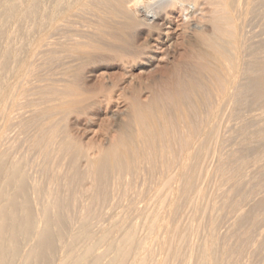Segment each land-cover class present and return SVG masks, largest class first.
I'll return each mask as SVG.
<instances>
[{"label": "bare ground", "instance_id": "1", "mask_svg": "<svg viewBox=\"0 0 264 264\" xmlns=\"http://www.w3.org/2000/svg\"><path fill=\"white\" fill-rule=\"evenodd\" d=\"M253 2L255 3L256 0H0L1 100L7 96L9 88L13 85L14 81L10 84L12 78H14V80L17 78V81L19 79L20 82L22 81L19 83V87L25 89L24 85L25 83H28V77L30 70L32 69L31 64H27L26 67H24V61L12 60L16 55L11 56V52L16 50L13 35L17 31V23L21 20L26 21L27 23H25L24 26L28 31L27 45L31 48L30 52L34 53V51H41L42 53H46L44 59L46 63L52 61L51 59L53 58L56 49L60 48L61 52H66L67 54H70V56L72 55L70 60L71 63H73V61H75L73 56H76L77 59H79L77 56L78 54L89 52V50H103L104 48L110 49L111 47L114 49L117 45L115 42L120 39L123 41L122 38L127 36H131L133 42L129 41L130 37H128L129 40L125 38L126 42L124 41V44H120V46H129L131 49L133 48L134 52L137 51L138 53L142 51V53H144V50H150L149 53H151L162 48L163 45H168L171 30L176 19H180L179 21H181V24H183L186 29H194V31L197 30L203 34L202 39L204 40L203 43L205 42L206 44L205 50H207L205 51L203 49V52L200 51L203 46L200 47V50L199 48L197 49L196 45L191 46L199 55L198 59V55L196 54L197 60H199L197 65L199 70L198 76H201L202 74L201 78L198 77L199 79H194L195 77H193L192 80H190V77L188 79L185 76L182 75V77L181 74L179 75L174 72L167 79V82H164L163 86L167 84L163 87L164 89L160 90L159 93H153L146 103H142L140 99H134L131 103V114L129 115L131 120L123 124L121 132L113 137L112 142L102 149L97 157H93L89 150L84 151L83 153L80 143L73 144L72 136L69 135V131L66 130L68 126L66 129H64L65 127L63 126L62 131L63 129L65 130V133L63 132L64 134L59 131V128L61 129L59 124L62 125L60 122L63 123V121L68 118L65 117L66 115L70 116L71 113L74 114L75 112H78L79 115L82 114H80L79 111L85 110L86 107L84 108L83 104H85V101L89 97L86 98L82 95V97H84L81 98V96H79L82 92L79 93V91L75 89L76 87H71L69 84L70 82L67 81L68 79H65L67 76L69 78V75L64 76L62 82L60 81L61 84L58 85L53 84L52 82V85L48 84L49 86L38 85V87H36L34 82L33 85L32 83H28V86L29 84H31V86L35 85V87H32V95L35 97L37 95L38 99H28L27 103L21 108L26 111H21L20 109L18 112H21L15 115V101L13 100L10 103L9 112H6L4 105L0 106V131L2 134L6 133L11 128L15 129V127L24 132L29 129L33 130L34 134L28 136L26 142L28 141V145L31 148H39L42 150L43 154H38V157H36L38 158L37 160L41 158L40 156L46 153V149H52L51 151H54L55 149V154H57L56 159L59 161V163H57L58 168L63 170L64 175L65 171H67L66 175L62 177V180H65V178L67 179V173L73 171L71 178H77V182H83L86 180L89 185L88 188L86 187L89 195H87V197L85 196L86 201L84 200V196L82 199V201H85L86 203L84 205L80 204L82 207L79 205L81 207L79 208L80 210L78 209L79 216L75 217L72 223L70 222L73 227L65 234L63 223L66 219L65 221L62 219L63 213L61 210L64 208L62 207L64 205L62 202L63 199L60 200V197L53 192V188H50L49 186L43 191L38 185V182H42L36 179L38 177H33V180L31 179L33 182L31 181L32 186L30 185L31 188H29L30 186L26 179L28 174L23 167L24 161L22 163L19 159L15 160L12 158L11 160H8L6 158L7 151L5 148H14L17 145L15 137H13L12 134H9L10 137H8V139L13 140V142H8L6 146L3 144L2 146L4 147L0 150V264H50L51 262L47 259L50 262L48 263L46 257L54 255L55 249L59 246L57 245L58 243H55L57 240L60 242L59 250L56 249L59 251V256L55 257V255H57L56 253L54 255L55 259H52L54 263L57 264H146L148 261V263L151 264H168L172 259L175 261V258H183V260L186 261V264H191L192 259H195L192 264H220L224 257L228 255V252L225 255V253L220 254V250L213 251L214 248L212 246H215L214 244L216 241L212 234L207 236L208 239L206 238V240L208 241H203V244L201 243L202 245H198L196 258L193 257L195 253L194 249H196V247L191 243L189 244V242H187V248L184 249L186 251L185 253H182L183 249L181 250L182 252L180 251L181 254L176 250L177 247L174 246L175 248H173L170 241L177 238L178 241H184L185 243L189 236L188 232L183 233L182 230L181 232L176 227L177 224H173L174 221L170 220V215L172 213L176 216L177 210L181 206L178 204L181 198H178L179 200L177 201L178 194L181 195L182 198L184 197L183 199L185 201L187 200V202L190 199L189 197H191L189 196L190 193H192L191 191H196L197 196L202 195L201 188H198L200 185L197 186L194 183L195 180L192 176L195 168L201 166V163L203 162L202 160L206 156L204 153L206 152L208 137L210 133H213L216 129L215 121L213 120L212 122V118H215L216 115L218 116L217 110L219 111V108H221L220 105L225 101L231 103V101L236 100L235 98L238 99V97L243 95L244 97L242 99L244 100L246 94L248 96L249 93L250 97L254 96V101L259 99L264 102V56H261L259 60H254L256 57H252L255 50L250 48L254 51L253 55H251L252 52L249 50L248 46L250 52L247 50V54H245L247 60H243V58H245L243 56V58L241 57L242 59H240L236 55L237 48L241 44L243 46L249 41L247 39L250 37L249 31L251 29L248 31L247 28L253 25V19L249 18V15L254 13L253 7L257 4L256 2V4L253 5ZM258 2L260 5L262 4L261 7L264 11V0H258ZM257 6L256 8H258ZM261 7H259V9ZM259 9H254L255 13H258L257 16L260 13V11H258ZM260 14V16L264 18V12ZM78 18L95 22L103 27V33L106 34L104 36H106V38L108 37V41L111 38L110 40L113 41L114 47H110L109 45L112 41H110L109 44H105V41H100L104 38L101 33H93L88 29L80 28L77 22H75ZM260 20L263 22L261 18L259 21ZM203 21L210 24L211 34H207L208 31H205L207 33H203V29H201L202 27L200 26ZM56 27H59L61 30L67 29V31H69L68 38L65 42L54 38ZM262 30L263 29H261V31ZM97 37H101V39L99 38L96 40ZM143 37H147L148 40L146 41L145 39V42H142L143 44H141L139 40H142ZM241 38L243 39L242 41ZM136 40L140 43L134 44L136 43ZM122 41L121 43H123ZM127 41L131 43H128ZM197 42L195 43L197 44ZM198 44L201 45V43ZM170 45L171 44H169V46ZM122 47H119L120 51ZM130 50L129 53H131ZM122 52L124 53V51ZM126 52L128 51L126 50ZM116 53L118 54V52ZM142 53L140 54L142 55ZM70 56H67V58H70ZM69 61L65 62L69 63ZM68 69L71 68L68 67ZM80 76L76 78L75 76H72L75 78V82L71 83H74V85L77 86L80 81H83ZM203 76L205 78L208 77L206 80H209V82H205V80L203 81ZM60 82L58 81L56 83ZM248 99L249 97L247 100ZM240 100L241 98L239 101ZM87 103L85 105H87ZM252 103L254 102L252 101ZM199 105L200 107H205V110H202L201 112ZM250 105L252 104L250 103ZM258 106H260L259 103ZM258 106L256 105L260 110V107ZM198 107L199 109H197ZM249 108L254 109L253 106ZM258 109L255 110L258 111ZM197 110L200 112V120L198 119L199 122L195 119L197 118ZM261 110V112H263L264 107L263 109L261 108ZM26 113H29L30 116L28 117ZM24 114H26V116ZM64 117L66 119H64ZM262 118L264 117L262 116ZM253 123L255 122L253 121ZM10 126L11 128H8ZM67 131L69 134L66 133ZM12 132L13 130L11 133ZM49 149L46 151H49ZM47 154L42 156L45 160L49 157ZM37 160L35 159V161ZM45 160L44 163L46 162ZM26 161H28L29 164V160L26 159ZM80 162H82L84 168L81 171H85L83 173L80 172L79 167H82ZM64 167H66V169L69 168L70 171H64ZM60 169L58 170L61 171ZM31 170H33V168ZM201 170H197L198 174ZM51 171L54 172L53 170H50V172ZM140 174L143 177L141 178L142 180L147 179V177L157 178L162 186L159 188H166L164 190H166L168 196L166 195L164 198L165 195H163V198L159 199L157 202L158 206L162 207L166 202L165 199L167 197L170 198L169 201L167 200V207H169L171 211L167 217L165 216L166 218L164 220H158V213L155 212L160 208L157 207L158 209L154 212L153 218L149 222V226L146 230L144 229L146 231V234L144 233L145 236H140L141 234L138 235V224H132V220L130 225L127 223L128 226L126 225L122 228L115 226L117 222H111V220V227L107 226V228H104L103 226H100L99 224L103 222V219L105 218L104 221L106 220V217L102 218V214L104 213L101 210H104L103 208L106 206V208L110 206L108 205L110 195L113 193H117L118 195L123 194V196L124 194L127 195L126 193L128 191L133 190L131 188L134 185V182L139 179L136 178L137 175ZM205 175L207 176V173ZM59 176L56 174V177L54 176L50 180L60 178ZM203 177L206 178L205 176ZM55 179L54 181H56ZM70 181H68V183ZM51 182L53 181H50L49 184H51ZM62 182L66 183L65 181ZM53 183L51 186L54 185ZM123 183L124 185H122ZM189 187L191 189L189 194H187ZM66 188L68 189L67 186ZM157 188L158 187H156V189ZM30 189L33 194L32 197H35L36 200H34L36 202L41 198L42 194H44L45 197V203L41 201L43 199H40L41 202L36 203V207L38 206L36 211L31 208L30 201L28 200L29 197L27 198ZM84 190L82 191L85 192ZM143 191L145 192V189ZM146 191H148V189H146ZM79 192H81L80 189ZM157 192H159V189L156 191V195L153 194L156 198L157 195L159 197L160 194ZM142 193L140 195H142ZM140 195H138V197ZM153 195L151 194L152 197ZM228 195L229 194H227V196ZM113 196L115 195L113 194ZM153 200L155 201L154 197ZM191 201L189 203H191ZM77 202L79 203L80 201L78 200ZM94 205L100 209L96 210L97 208L95 209ZM196 206L197 205H195V207ZM66 208L68 207L66 206ZM69 209L70 208H68V210ZM143 210H145V208L139 210L134 208V212L138 213L140 216L143 214ZM241 210L242 209H240V211ZM75 213L78 214V212ZM105 213L108 214L107 211ZM148 213L150 212H147L144 222L147 220L146 218H148ZM167 213L168 212H166V214ZM179 219L181 220V218ZM62 220L64 222H62ZM124 220L125 219H123V221ZM95 223L97 227L94 225ZM123 223H121V225ZM142 224L141 226H144ZM94 227H96V229H94ZM189 235H192V233ZM257 235H260V233H257ZM260 237L264 236L262 235ZM190 238L192 237L190 236ZM162 253H165L164 257L157 259V255L159 254L161 256ZM239 253L241 254V251Z\"/></svg>", "mask_w": 264, "mask_h": 264}, {"label": "rangeland", "instance_id": "2", "mask_svg": "<svg viewBox=\"0 0 264 264\" xmlns=\"http://www.w3.org/2000/svg\"><path fill=\"white\" fill-rule=\"evenodd\" d=\"M256 2H257V4H256ZM256 2L255 3L253 2V5L256 4L255 7H253V8L259 9V7H261L262 4L260 5L258 0H256ZM256 6L258 8H256ZM254 9H253L254 13L249 15V18L253 19L252 20L253 25H251V27L247 28L248 31L251 29L250 31L252 32L251 33L249 31L250 37H248V39H247L250 42L247 41L243 46L241 44L236 50L237 51L236 55L238 56V58L242 59L243 57H245V58H243V60H247L246 59L247 56L245 54H247L246 52L248 50V47H249V50H251L252 48L255 50V52L253 50H251V52H252L251 55H253V52H254V55H256V56L253 55V57H252V58L256 57V58H254V60L255 59L259 60L261 58V56H264V49H263L264 48V28H263L264 27V23H263L264 18H262L260 16L261 15L260 13H263L264 11L261 7L258 10V11H260V13L257 16L258 13H255ZM261 9H262V12H261ZM255 15H256V17H255ZM176 17H177V15H176ZM253 17H255V18H253ZM260 18L263 20V22L261 20L259 21ZM79 19L80 18H78L75 22H77V24L80 28L88 29L90 32H93V33H101L103 35V37L105 38V39L104 38L101 39V37H97L96 40H98L100 38L101 39L100 41H103V42L105 41V44H109L110 41H112V40H110L111 38L108 41V37L106 38V36H104L106 34L103 33V27H101L100 25H98L95 22L87 21L86 19H83V18H81L82 20L81 19L79 20ZM179 20L180 19H178V20L176 19V21H174L168 45L167 46L163 45L162 48L157 49L151 53H149L150 50H148V51L144 50V53H142L143 51L140 52V53H142V55H145L146 57L142 56L137 51L134 52L133 48L131 49V47H129V46H128L129 48L120 46V44L121 45L124 44V41L126 39L129 40L128 37H130L129 41L133 42L132 37L127 36V37H125L126 39L120 37L123 39V41L120 39L119 41L115 42V43H117L116 47H114V43L112 41L109 45H110V47L113 46L114 49L111 47L110 49L104 48L103 50H97V49L89 50V52H86L83 54H78L77 56L79 59H77L76 56H73V59L76 61V62L73 61V63H71V60H70L72 58V55L70 56V54H67L66 52H65L66 54L61 52L60 48L55 50V53L53 54V58L51 59L52 61L47 62V63L44 60L46 57V53H42L41 51H34V53H31L30 52L31 48H29L27 45V43H28L27 42L28 31H27V28L24 26L26 21L21 20L20 22L17 23V28H16L17 31L13 35L16 50L12 49L14 51L11 52L12 53L11 56L16 55V57L12 60L24 61L23 62L25 65L24 67H26L27 64L32 65V69L30 70V74L28 77V79H29L28 83H32V85H33V82H34L36 84V87H38V85H40V86H47L48 84L52 85V82H53V84L58 85V84H61L64 76L69 75V78L67 76V77H65V79L66 78L68 79L67 81L70 82L69 84L71 87L72 86H73V88L76 87L75 89L77 91H79V93L82 92V93H80L81 95L79 94V96H81V98H83L84 96L87 98L89 96L88 99L85 101V104L88 102L87 105L83 104L84 105L83 107L84 108L86 107L85 110L79 111V113L80 114L82 113V114L79 115L78 112H75L74 114L75 115L77 114L76 116L73 113H71L70 116L66 115L65 117H68V118L66 119L64 117V119H66V120H64L63 123L60 122L62 125L59 124V127L61 126V129L59 128V131L63 133L65 131L64 129H66L68 126V128L66 130H68L70 134L68 133V131L66 133H68L69 135L72 136L73 141L72 140L71 141L73 142V144L80 143V145L83 149V151H82L83 153H84V151L89 150V152L92 154L93 157H97L99 155V152L102 149H104L105 147H107L112 142L113 137L118 135L121 132V127L123 126V124H125L126 122L131 120L129 115L131 114V103L134 99H140V101L142 103H146L150 99V97L152 96L153 93H159L160 90L164 89L163 87H165L167 85L166 84L165 86H163L164 82L166 83L167 79L174 72L178 73L179 75L181 74V76L183 75L188 79L190 77L191 78L190 80H192L193 77H195L194 79H197L198 77L201 78V76H202L201 73H199V74H201V76L200 75L198 76V71H199L198 66H197L198 61H199V60H197L198 54H197V52H195V50L192 49L191 46L196 45L197 49L199 48V50H200V47L203 46L204 48L201 47L202 50H200V51L204 52V50L206 49L205 48L206 44H205V42L203 43V41H204L202 39L203 34H201L197 30L194 31V29L193 30L186 29V27H184L183 24H181V21H179ZM203 25H204V27H203ZM209 25L210 24L208 22H204V21H203L202 25L200 24V26L202 27L201 29H203V33H207L205 31H208L207 34H211V30H210L211 26H209ZM261 25H263V26H261ZM261 29H263V30L261 31ZM54 32H55L54 38L59 40V41L65 42L66 39L68 38V35H69V31H67V29L61 30V29H59V27H56ZM145 39H146V41L148 40L147 37H143L142 40H139L141 42V44H143L142 42H145ZM256 39H258V40H256ZM93 40H94V38H93ZM242 40L243 39L241 38V41ZM121 41L123 43H121ZM129 41H127V42L131 43ZM195 42H197V44L201 43V45L198 44V45H200V46H198ZM139 43H138V40H136V43H134V44H139ZM247 43H251V44H247ZM169 44H171V45L169 46ZM118 45L120 48L122 47L121 51H120V48L118 47ZM117 47H118V49H117ZM125 49L128 52H126ZM129 50L131 53H129ZM249 50H248V52H250ZM258 50H259V52H258ZM122 51H124V53ZM205 51H207V50H205ZM116 52H118V54ZM133 52H134V54H133ZM238 52H239V54H238ZM64 54L66 55V57ZM120 55H122V56H120ZM137 55H139V56H137ZM147 55H149L150 57ZM67 56H70V58H67ZM121 57H123V58H121ZM66 58H67V60H66ZM81 58H84V59H81ZM151 58H152V60H151ZM133 59H134V61H133ZM198 59H199V55H198ZM90 60H91V63H90ZM121 60H123V61H121ZM65 61H69V63L68 62L66 63ZM70 63L72 66L71 65L69 66ZM68 67L71 69H68ZM179 71H180V73H179ZM62 73H63V75H62ZM72 76L73 77L75 76V78L78 76H80V78L82 77L83 81H80V83H81V84L79 83L80 85L77 84L78 87L75 86L74 83H71V82H75V78H73ZM72 78L74 79V81ZM204 78L202 79L203 81L205 80V82H207V81L209 82V80H206L208 77L205 79ZM55 79H57V80H55ZM11 80H10L11 81L10 84H12V82L14 81L13 85L9 88L7 96H5V98L2 100L0 99V106L4 105L6 112H9L11 101L12 100L15 101L14 113L16 115L17 113H20L21 111H26L25 109L22 110L21 108L23 107V105H25L27 103L28 99L31 98L32 100H37L38 96L36 95V97H35L32 95V93H33L32 87H35V85L31 86V84H29V86H28V83L27 84L25 83V85H24L25 89H22L19 87V83H21L22 81L20 82L19 79L17 81V78H15V80H14V78H12ZM58 81L59 82L61 81V82L56 83ZM69 84H68V86H69ZM66 85H67V83H66ZM79 87L82 89H80ZM249 94H248V96L246 94L244 100L242 99L244 97V95L238 97V99L235 98L239 103L236 100H234V101H236L235 103H233L234 101H231V103L230 102L227 103L228 101L227 102L225 101L222 105H220L221 108H219V111L217 110L218 116L216 115L215 118H212V122H213V120L215 121L214 123L216 124V129L214 130L213 133H210V135L208 137V143H206V152H205L207 154L204 153V155H206V156H205V158H203V160H202L203 162L201 163V166L199 168H195V171H194L193 176H192L195 180L194 183L197 186L200 185L198 188H201L202 195L197 196L196 191L195 192L191 191L192 193H190V195H189L191 197H189L190 199L189 198L188 199L190 201L191 200L192 201H191V203H189L190 202L189 200H188V202H187V200L185 201L183 199L184 197L182 198L181 195L178 194L177 201L179 200L178 198H181V199H180L179 203L178 202L177 203L179 205H181L180 206L181 208L180 207L178 208L176 216L173 215L172 213L170 215V217H171L170 220L174 221L173 224L174 225L177 224L176 227L180 231L182 230L183 233L188 232L189 238H190V236L192 237L190 239L188 238L187 241H185V243H184V241H178L177 238H174L172 241H170L171 242L170 244L172 245L173 248L177 247L178 249L176 248V250H178L179 252L183 249L182 250L183 252L182 251L181 252L185 253L186 251L184 249H186L188 246L187 242H189V244L191 243L193 246L196 247V249H194L195 250V253L193 255L194 258L197 257L196 252H198V249H197L198 245H200L201 243L203 244V241L204 242L208 241V240H206L207 236L209 234H212V235H214V237H215L214 240L216 241V242L214 241L215 246H212L214 248L213 251H215V250L219 251L220 250L219 253L220 254L225 253V255L228 252V255H227L228 257L225 256L224 259L221 261L222 263L220 262V264H234V263L235 264H264V240H263L264 237H260L262 235L264 236V213H263L264 212V180H263L264 179V146H263L264 145V118H262V116L264 117V114H261V113H264V111L261 112L262 111L261 108L263 109V107H264L263 106L264 102L260 101L259 99L258 100L256 99L255 100L257 103L256 104L255 101L253 100L254 96H251V97H253V98H251ZM82 95H84V96L82 97ZM33 97L36 99H34ZM248 97H249V99L247 100ZM240 98H241V100L239 101ZM89 99H90V101H89ZM252 101L254 103H252ZM220 103H221V101H220ZM250 103L252 105H250ZM258 103L260 106H258ZM238 105H239V107H238ZM256 105L258 107H260V110L256 107ZM252 106L254 109L249 108ZM261 106H263V107H261ZM199 107H200V105H199ZM199 107L197 109H199ZM20 109H21V111L18 112ZM255 109H258V111ZM202 110H205V107L203 108L201 106L200 111L202 112ZM83 113H84V115H83ZM199 113L200 112L198 111L197 116H196L197 118H195L196 121H198V122L200 120V114ZM26 114H24V115L26 116ZM27 115H28V117L30 116L29 113ZM253 121L255 123H253ZM63 126L65 128L62 131ZM8 128H11V126ZM12 130H13V132L11 133ZM224 133H226V134H224ZM9 134H12V136L15 137V139L17 140L16 141L17 145L14 148H9V147L5 148L7 151V157L6 158L8 160H11L12 158H14L15 160L19 159L22 163L24 161L23 167H24L25 172L28 174L26 176V179L28 180L29 186L30 185L32 186L31 183L33 182L32 181L33 177H38L36 179H38L39 181H42V182H38L39 184L38 183L37 184L43 189V191H45V189L49 186L50 188H53L52 189L53 192L55 194H57L58 197H60L59 198L60 200L63 199L62 202L64 203V205L62 207H64L65 209L64 208L61 209L62 213H63L62 219L64 221L66 219V221L64 222L62 220V222L65 223V224L63 223V225L65 227L64 233L65 234L68 233V231L71 230L70 228L73 227V225L71 226L72 221L74 220L75 217L79 216V210H80L79 208L82 207L81 205H84L86 203L85 198L87 197V195H89V193L87 192L88 190H86V187L87 188L89 187V185L87 184V181L84 180L83 182H81V181L77 182V180H78L77 178H71L73 171H70L69 168L66 169V167L63 168L64 171L65 170L70 171L69 173H67L68 174L67 175L68 180L66 178H65V180H62V177H64L66 175L67 171H65V175H64L63 170L58 168L57 163H59V161H58V159H56L57 154H55L56 153L55 149H54V151H51L52 149H49V148H48L49 151H46L48 149L45 150L46 153H44V155H42V156H45L48 153L47 156H49V157L47 160H45L42 156L39 155L42 159H44L46 161L45 163H44V160H42L41 158L39 160H37L38 159V158H36V157H38L37 155L43 154V152L39 148H31L28 145V141L26 142V140H28V136H32L34 134L33 130H31V129L24 132L22 130L20 131V129L15 127V129L11 128L4 134H2L0 131V148H1L0 150H2V147H4V146H2L3 144H5V146H6V144L8 142H13V140L8 139V137H10ZM200 137H201V135H200ZM6 140H7V142H6ZM249 150H250V152H249ZM32 156L37 161H35V159ZM52 156H54V157H52ZM216 156H217V158H216ZM28 158H30L31 160ZM26 159L29 160V164H28V161H26ZM217 161H218V163H217ZM55 162H56V165H55ZM34 163H35V165H34ZM25 164H27V165H25ZM41 164H43V165H41ZM80 164L82 166V167H79L80 172L83 173L85 171H81L84 169L82 162H80ZM54 167H55V169H54ZM32 168L34 171L31 170ZM58 169H60L61 171H59ZM50 170H53L54 172H52V171L50 172ZM197 170H201V171H199L201 174L200 173L198 174ZM56 171H57V173H56ZM33 173H34V175H33ZM206 173H207V176L205 175ZM56 174H58V176L62 175V176H59L61 178V180H60V178H56V179L54 178L56 181H54V179L50 180L52 177H54V176L56 177ZM203 176H205L206 178H204ZM136 178H139V179H137L134 182V185L131 188L133 190L128 191L126 193L127 195L124 194V196H123V194L118 195L117 193H116L117 195L115 193H113L115 196H113V194L110 195V197L108 199V205H110V206H108V208H106L107 207L106 206L105 208H103L104 210H101L104 213V214H102V218L106 217V220L104 221V219H105L104 218L103 222H101L99 224L100 226H103L104 228H107V226L111 227L112 223H110V220H111V222H114V221L117 222V224L115 226H119V228L125 227L127 225V223L130 225L133 222L132 224H135V223L138 224L137 225L139 228V230H138L139 234L138 235L141 234L140 236H143V235L145 236V234H146L145 230L149 226V222L153 218L154 212L158 209L157 207L160 208L155 212V213H158V216H159L158 220H164L167 217V215L171 211L170 208L167 207L168 201L170 198L167 197L168 199L167 198L165 199L166 204L164 203L162 205V207L158 206V202H157L159 199L163 198V195H165L164 198L166 197L167 192H166V190H164L166 188H164V187H163V189L159 188L161 185H160V182L157 178L147 177V179L142 180L141 178H143V177L141 174L137 175ZM58 180H60V181H58ZM66 180H67V182H66ZM50 181H53L54 183L51 182V184L53 183L54 185L51 186V184H49ZM62 181H65L66 183H64ZM68 181H70V182L68 183ZM125 181H124V183H125ZM79 183H81L83 185V189H82V185ZM124 183L122 185H124ZM76 184H77V187L79 186L78 188L76 187ZM60 185H61V187H60ZM31 186L29 188H31ZM66 186L68 187V189L66 188ZM111 186H112V184H111ZM156 187H158V188L156 189ZM75 188H76V191H75ZM79 189L81 192H79ZM114 189H115V186H114ZM144 189H145V192L143 191ZM146 189H148V191H146ZM158 189H159V192H157V193H160V194H159V197L157 195V198H156L155 193H156V191H158ZM161 189H162V193H161ZM190 189L191 188L189 187L187 194H189ZM82 190H84L85 192H83ZM142 192H144L145 195ZM85 193H87V194H85ZM141 193L144 197L142 195H140ZM31 194L32 193H31V189H30V192L27 195V198L29 197L28 200L30 201L29 203H30L31 208L34 211H36V208L38 207V206L36 207V203L41 202V201L43 203H45L44 202L45 197H44V194H42L40 199H43V200L40 201V199H39L36 202L35 197H32L33 194L32 195ZM151 194L152 195L155 194V195H153V197H154L156 202L153 200V197L151 196ZM227 194H229V195L227 196ZM253 194H255L256 196ZM72 195H73V198H72ZM138 195H140V196L138 197ZM83 196H84L85 201H82ZM192 196L195 198H193ZM74 197H78V198H74ZM196 197H197L198 201H197ZM200 197H201V199H200ZM78 200L80 201L79 203L77 202ZM67 201H68V203H67ZM82 202H84V203H82ZM257 202H259V203H257ZM156 204H157V206H156ZM231 204H234V205H231ZM65 205L70 209L68 210V208H66ZM70 205H71V207H70ZM73 205H74V207H73ZM77 205H78V207H77ZM111 205L114 208H112ZM195 205H197L198 207L197 206L195 207ZM236 205H238V206H236ZM146 206H148V207H146ZM259 206H260V208H259ZM76 207H77V209H76ZM94 208L95 209L97 208L96 210L100 209L99 207H96L95 205H94ZM134 208H136L138 210L145 208V210H143V214L140 216V215H138V213L134 212ZM261 208H263V209H261ZM75 209L76 210L79 209V210L76 211ZM108 209H110V210H108ZM240 209H242V210L240 211ZM65 210L68 212V214ZM238 210H239V212H238ZM259 210H260V212H259ZM106 211L108 214L105 213ZM75 212H78V214H76ZM147 212H150V213H148V218H146L147 220L144 222L145 217L147 216ZM166 212H168V213L166 214ZM242 213L244 216L242 215ZM127 215H129V216H127ZM240 215H242V216H240ZM108 217H110V218H108ZM191 217H192V220H191ZM240 217L241 218L243 217V218L241 219ZM141 218H142V220H141ZM179 218H181V220ZM123 219H125V220L123 221ZM131 220H132V222H131ZM138 220H139V222H138ZM242 221H245V222H242ZM66 222L69 225H67ZM102 223H103V225H102ZM121 223H123V224L121 225ZM141 224L144 226H141ZM94 225L96 226V223ZM240 226H241V228H240ZM96 227H94V229H96ZM250 227H252V228H250ZM142 228H143V230H142ZM184 228H185V230H184ZM140 229L142 230V233H141ZM253 229H255V230H253ZM248 231H249V233H248ZM191 233H192V235H189ZM257 233L258 234L260 233V235H257ZM247 235L250 236V239H249V236H247ZM181 242H183V243H181ZM55 243L56 244L58 243L57 245H59V246H57L55 244L58 248H56V246H55V248L57 250H59L60 242L57 240ZM180 245L182 248L180 247ZM241 245H242V247H241ZM249 246H250V248H249ZM56 249H55L54 255L56 253H57V255H55V257L59 256V251H57ZM240 251H241V254L239 253ZM164 254L165 253H162L161 256L158 254L157 259H159L161 257L163 258ZM54 255H49V257L48 256L46 257V260L48 259L51 262L50 263L47 260L48 263L57 264V263H54V261H53L55 259ZM238 257L241 259H239ZM56 259H58V258H56ZM194 260L195 259H192L191 264L194 262ZM237 260H238V262H237ZM245 260H246V262H245ZM148 262L146 264H151ZM168 264H186V261L183 260V258L182 259L181 258H175V261H174V259H172V261L170 260V262H168Z\"/></svg>", "mask_w": 264, "mask_h": 264}]
</instances>
